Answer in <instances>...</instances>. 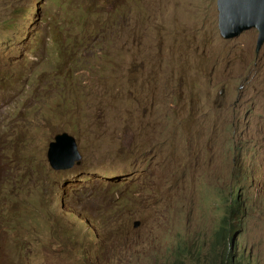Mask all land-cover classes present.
Masks as SVG:
<instances>
[{
    "label": "rangeland",
    "instance_id": "374dc122",
    "mask_svg": "<svg viewBox=\"0 0 264 264\" xmlns=\"http://www.w3.org/2000/svg\"><path fill=\"white\" fill-rule=\"evenodd\" d=\"M257 36L222 38L217 0H0V264H207L229 183L264 194ZM117 211L108 247L87 223ZM247 237L264 263V207Z\"/></svg>",
    "mask_w": 264,
    "mask_h": 264
},
{
    "label": "trees",
    "instance_id": "16d2710c",
    "mask_svg": "<svg viewBox=\"0 0 264 264\" xmlns=\"http://www.w3.org/2000/svg\"><path fill=\"white\" fill-rule=\"evenodd\" d=\"M73 42L78 43L76 39H73ZM28 153L26 147L21 145L18 147L16 155L20 158L27 156ZM10 154H12L11 148H7V156ZM27 167L28 170L32 168L31 166ZM238 177L229 183L230 197L225 203V214L219 220L215 238L210 243L209 252L206 254L204 261L207 264H264L254 255L253 246L250 247L247 237L248 220L252 217L257 218L260 210L264 207V194L261 189L251 190L255 184L244 185L242 181H238ZM124 201L126 199L121 196L119 203L122 205ZM261 205L262 207L259 208ZM82 215H84L83 211ZM120 215L121 211H117L113 216L103 218L104 221L93 217L87 224L89 227L91 222L95 223L100 229L102 239L107 244H128L130 240L124 237L121 230L118 229L123 224V217ZM76 216L79 218L78 213Z\"/></svg>",
    "mask_w": 264,
    "mask_h": 264
},
{
    "label": "water",
    "instance_id": "95a60500",
    "mask_svg": "<svg viewBox=\"0 0 264 264\" xmlns=\"http://www.w3.org/2000/svg\"><path fill=\"white\" fill-rule=\"evenodd\" d=\"M218 28L222 38L234 39L244 31L258 30L257 51L264 44V0H217ZM47 159L54 170L71 169L81 155L75 138L67 132L49 143ZM138 222L135 226L138 227Z\"/></svg>",
    "mask_w": 264,
    "mask_h": 264
},
{
    "label": "clouds",
    "instance_id": "9594fccd",
    "mask_svg": "<svg viewBox=\"0 0 264 264\" xmlns=\"http://www.w3.org/2000/svg\"><path fill=\"white\" fill-rule=\"evenodd\" d=\"M251 30V29H250ZM256 30V29H255ZM248 31V30H247ZM245 32V31H244ZM257 32H258V30H257ZM257 39H258V36H257ZM226 40H229V39H226ZM256 45H257V41H256ZM256 48H257V46H256ZM60 134V133H59ZM54 140V139H53ZM19 146H21V145H17L15 148H18ZM15 148H13V149H11V152H12V154H10V155H8L6 158H9V159H14L15 161L16 160H19V158L17 157V155H16V153H15ZM27 149V148H26ZM27 151L30 153V151L27 149ZM1 184V183H0ZM140 223V225H141V222L140 221H136L135 223H134V228L135 229H138L139 227H140V225L138 226V227H136L135 225L137 224V223ZM118 229H120L121 230V233L124 235V237H126V238H128L129 240H130V242L133 240L132 239V236H131V232L130 231H127L126 229H125V219L123 218V224L121 225V226H119V228ZM108 245V247H109V243L107 244Z\"/></svg>",
    "mask_w": 264,
    "mask_h": 264
}]
</instances>
